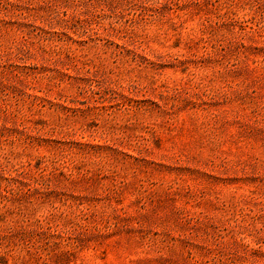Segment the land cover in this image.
Segmentation results:
<instances>
[{"label":"rangeland","instance_id":"rangeland-1","mask_svg":"<svg viewBox=\"0 0 264 264\" xmlns=\"http://www.w3.org/2000/svg\"><path fill=\"white\" fill-rule=\"evenodd\" d=\"M0 264H264V0H0Z\"/></svg>","mask_w":264,"mask_h":264}]
</instances>
